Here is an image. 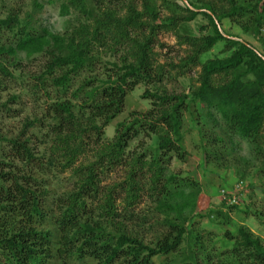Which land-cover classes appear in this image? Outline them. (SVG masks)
<instances>
[{
  "label": "trees",
  "instance_id": "16d2710c",
  "mask_svg": "<svg viewBox=\"0 0 264 264\" xmlns=\"http://www.w3.org/2000/svg\"><path fill=\"white\" fill-rule=\"evenodd\" d=\"M219 1L223 4L225 1L227 11L216 13L210 1L205 2L203 7L191 1L181 5L187 18L202 13L208 17L212 28V33L188 38L193 44V52L185 59L186 62L196 63L198 55L219 40H223L231 50L225 57L208 58L201 63L198 85L192 95L205 110L203 117L214 127H220L229 140L238 137L248 142L264 168V40L263 52H260L248 42L233 39L230 34L225 36L220 30L224 17H237L243 32L259 38L264 28V0ZM84 2H63L60 14H67L69 7L82 8ZM33 5L36 9L41 7L37 0L33 1ZM125 22L124 26H130L132 31L126 28L119 30L121 20L108 11L107 17L95 21L90 29L79 25L65 41L57 34L38 33L26 24L18 25V15L14 13L0 19V27L9 32L7 40L0 44V73L9 74L3 61L14 60L19 51L30 54L45 47L49 52L46 72L51 76L50 86L58 97L47 105L44 115L51 120L48 125L52 135L51 146L52 151L60 153L59 157L62 158L58 163L60 169L73 165L81 146L85 144V134L94 132L95 142H99L102 127L120 112L128 91L141 82L157 83L162 79L148 60L153 35L160 25L154 21L147 26L148 33L139 37L135 33L138 27L131 14ZM114 32L129 38L132 47L129 53L134 59L125 62V71H114L116 79L110 85L87 93L89 99L84 98L81 105L86 111L82 110L81 116L77 117L72 111L71 99L61 97L69 87L70 74H77L88 67L92 61V45L103 44ZM130 34L135 35L130 38ZM82 90L83 87H77L72 92L73 97H77L76 94ZM146 94L153 99L152 107L139 117L138 125L120 124L115 138L103 143V148L96 155L97 160L74 168L73 173L78 174L79 179L66 197L59 198V212L55 216L57 257L67 259L77 256L80 264H153V257L176 250L184 233L189 232L187 213L195 208L198 184L194 180L181 178L177 173L168 172L165 163L168 153L175 152L177 158L183 156L180 108L186 106L184 95L158 94L150 90ZM97 120H101V123L98 124ZM33 124L34 120H27L24 128ZM140 129L158 136L159 153L151 158L141 153L126 157L124 153L128 141ZM10 141L11 157L8 160L0 158V264H43L50 257V232L37 229L36 225H42L48 217L42 199L46 191L31 185V174L23 171L16 173L14 169L4 170L5 163L2 161L17 160L29 164L34 158L28 144L29 138L24 137V132ZM212 141L222 142V136L215 135ZM216 150L218 154H226ZM204 152L208 151L205 149ZM48 161L57 160L50 158ZM123 161L129 166L124 179L115 186L106 187L94 209L87 207L86 198L93 200L98 192L97 170L107 164H121ZM117 188L120 190L119 196L114 194ZM143 192L148 195L152 205L144 210H136ZM116 200H119L121 207ZM152 219H160L159 223L166 229L155 241L146 243L141 233L146 231ZM227 238L231 239L232 245L227 250L230 260L226 264H264V245L260 237L249 229L240 226L236 235L228 233ZM196 258L194 253L190 256L196 262L194 264H198Z\"/></svg>",
  "mask_w": 264,
  "mask_h": 264
},
{
  "label": "rangeland",
  "instance_id": "374dc122",
  "mask_svg": "<svg viewBox=\"0 0 264 264\" xmlns=\"http://www.w3.org/2000/svg\"><path fill=\"white\" fill-rule=\"evenodd\" d=\"M33 1L0 0V19L14 13L18 15L20 22L18 25L26 24L38 33L57 34L65 41L79 25L90 29L95 21L105 19L108 11H112L114 17L121 20L119 30L126 28L132 31L130 26H124L125 19L131 14L138 27L135 33L139 37L147 34V26L155 21L160 27L153 35L148 60L162 77L157 83L141 82L128 91L120 112L102 127L100 138H97L99 142H95L94 132L85 134L83 140L85 144L81 146L73 165L60 169L58 163L62 158L59 157L60 153L52 151L51 146L52 135L48 126L51 120L44 115L47 105L58 97L57 93H54V88L50 86L51 76L46 72V65L50 60L49 52L45 47L30 54L19 51L14 60L3 61L9 74L0 73V158L8 160V157H11L10 140L24 132V137L29 138L28 144L33 160L29 164L17 160L2 162L5 163V171L14 169L16 173L23 171L31 174L33 179L31 185L46 191L42 199L45 201L44 207L48 217L42 225H36L37 229L50 232V257L43 264L81 263L77 256L61 259L55 254L58 232L54 222L59 212V198L66 197L67 192L73 189L75 181L79 179L78 174L73 173L74 168L81 165L83 167L86 163L97 160L96 155L103 148V143L115 138L117 129L121 128L120 124L125 126L137 124V120L141 119L139 117L152 107L153 99L146 94L149 90L158 94L184 95L186 106L180 108L183 122L180 129L183 156L177 158L175 152L168 153L165 155V163L168 165V172L177 173L181 178L194 180L198 184L195 208L191 212L192 215L187 213L189 220L186 224H189V232L184 233L182 242L176 250L153 257V264H194L196 262L190 259L193 253L197 255L198 264H226L230 260L227 250L232 245L227 234L236 235L240 226L246 227L260 237L264 245L262 161L248 142L238 137L229 140L220 127H214L212 122L205 119L203 117L205 110L192 95V91L198 85L201 63L208 58L225 57L231 50L223 40H219L210 49L202 51L196 63L185 61L193 52V44L188 38L212 33V28L208 17L202 13L187 18V13L182 10L181 5L189 4L191 1L203 7L205 2L210 1L215 12L220 13L227 11L225 1L223 0V4L219 0H85L82 8L69 7L65 15L60 14V5L68 0H37L41 4L37 9ZM190 8L198 9L192 6ZM240 22L237 17H224L220 30L225 36L230 34L233 39L246 41L263 52L264 28L258 38L252 33L243 32ZM0 28L1 44L3 40H7L9 32H5L3 26ZM133 35L135 34H130L129 37ZM91 49V63L77 74H70L69 87L65 94L61 95L62 98L71 99L72 111L77 117H80L81 111L84 110L81 107L82 100L89 99L87 93L95 88L110 85L111 81L116 79L114 71L117 69L125 71L123 68L125 62L129 63L134 59L129 53L132 51L129 38L121 37L119 32L118 34L114 32L103 44L95 43ZM77 87H83L84 90L76 94L77 97H73L72 92ZM12 98L15 100H11ZM27 120H34V124L24 128ZM97 123L100 124L101 120H97ZM140 130L128 141L124 153L126 157L133 153H141L151 158L155 153H159L158 136L149 130ZM215 135L222 136V142L212 141ZM225 146L228 149H225ZM234 146L236 147L232 150ZM205 149L208 152H204ZM215 149L226 154H218ZM50 158L57 161L50 162L48 161ZM128 169V164L123 161L121 164H107L97 170L98 192L93 200L86 198L87 207L94 209L98 199H101L102 191L122 181ZM239 181L242 182L243 190L237 192L233 187ZM220 189H225L231 196L232 193H236V197L234 199L230 197L228 202L222 201ZM119 191L117 188L115 196H119ZM116 203L121 207L119 200H116ZM151 205L148 195L143 192L135 208L144 210ZM232 205L235 207L230 208ZM159 222L160 219L148 222L146 231L141 233L144 242L151 243L163 233L166 227Z\"/></svg>",
  "mask_w": 264,
  "mask_h": 264
},
{
  "label": "built area",
  "instance_id": "2783aa9c",
  "mask_svg": "<svg viewBox=\"0 0 264 264\" xmlns=\"http://www.w3.org/2000/svg\"><path fill=\"white\" fill-rule=\"evenodd\" d=\"M233 189L237 192H240L238 191L240 189L243 190L242 182L239 181L238 183H235ZM219 192H220L222 201H225V202H228L230 200V197H232L233 199L236 197V193H232L233 195L231 196L230 193L227 194V191L225 189H220Z\"/></svg>",
  "mask_w": 264,
  "mask_h": 264
}]
</instances>
